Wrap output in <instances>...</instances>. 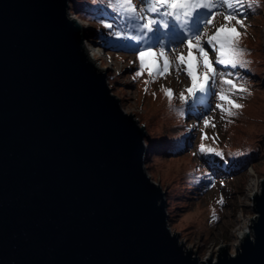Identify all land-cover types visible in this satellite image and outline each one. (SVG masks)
Returning a JSON list of instances; mask_svg holds the SVG:
<instances>
[{"label":"water","instance_id":"1","mask_svg":"<svg viewBox=\"0 0 264 264\" xmlns=\"http://www.w3.org/2000/svg\"><path fill=\"white\" fill-rule=\"evenodd\" d=\"M70 0H0V264H264V178L234 253L170 232L142 125L109 93Z\"/></svg>","mask_w":264,"mask_h":264},{"label":"rangeland","instance_id":"2","mask_svg":"<svg viewBox=\"0 0 264 264\" xmlns=\"http://www.w3.org/2000/svg\"><path fill=\"white\" fill-rule=\"evenodd\" d=\"M136 2L139 4L140 0ZM68 4V19L78 21L85 37L83 40L89 41L98 52L92 63L102 73L109 93L150 137L145 168L149 178L167 195L169 231L176 232L183 246L194 251L199 259L209 255L214 258L220 245L233 254L239 232L250 224L255 214L251 210L250 195L259 191V181L264 178V0H260L255 11H249L245 18L249 27L240 40L241 46L249 50L245 58L251 63L247 68L218 66V71L239 73L243 79L237 78L235 83L249 89V93L232 96L244 107L237 117H225L224 120L220 119L218 109L212 111L218 102L214 94L209 108L197 106L195 114L181 104L179 93L190 85V80L185 73L177 76L175 66L170 69L171 75L150 82L148 91H144L145 81L150 77L145 72L133 79L139 70L136 52L119 47L117 38L108 36L109 30L100 23L101 20L114 22L111 18L115 14L106 0H70ZM223 22L219 17L215 26L219 27ZM232 24L235 25V21ZM236 27L244 32L238 25ZM214 31V27L209 28V34ZM170 47L187 54L186 47L180 44ZM209 55L214 58L215 54L209 51ZM219 84L217 78L214 92L219 90ZM161 85L173 89V104L177 109L184 108V116L170 110ZM205 116L212 118L217 125L215 129L204 126ZM228 119L233 123H227ZM191 125L196 127L189 131ZM201 129L208 136L204 143L223 151V159L197 153ZM214 136H218L215 142ZM207 174L212 175L214 187H209ZM221 197L224 199L222 205L216 203ZM213 210L218 216L216 221H211Z\"/></svg>","mask_w":264,"mask_h":264},{"label":"snow or ice","instance_id":"3","mask_svg":"<svg viewBox=\"0 0 264 264\" xmlns=\"http://www.w3.org/2000/svg\"><path fill=\"white\" fill-rule=\"evenodd\" d=\"M106 3L115 14L111 18L114 22L101 20L100 23L103 28L109 30L108 36L123 41L119 47L136 52L139 70L133 79L147 72L150 80L145 81V92L148 91L147 85L150 82L166 74L171 75L170 69L175 66L177 76L185 73L190 80V85L179 93L178 98L182 105L188 106L194 114L197 106H203L207 110L214 94L218 102L212 111L218 109L221 120L239 115V110L243 109L244 105L237 103L232 96L236 93H249V89L244 84L235 83L237 78L243 79L239 73L218 71V66L236 69L247 68L251 63L245 58L249 50L241 46L240 40L249 27L245 18L250 10L255 11L259 7L260 0H140L139 4L136 0H106ZM219 17H222L224 22L216 27ZM232 21H235V25ZM236 25L244 29V32L241 33ZM210 27L215 28L211 34ZM173 44L186 47L187 54L170 47ZM209 51L215 54L214 58L210 57ZM217 78L220 81L219 90L214 92ZM161 91L170 110L184 116V108L177 109L173 104V89L161 85ZM155 95L153 93L154 97ZM227 123H233V120L228 119ZM203 124L213 129L217 127L208 116L204 117ZM195 127L196 125H191L188 130ZM207 139V134L201 129V143L197 153L223 159V151L205 144ZM212 139L215 142L218 136ZM237 154L240 153H229ZM224 163L227 164L228 161L224 160ZM206 178L210 181L209 187H214L212 175L207 174ZM216 203L222 205L223 197ZM217 219L218 216L213 210L211 221Z\"/></svg>","mask_w":264,"mask_h":264},{"label":"bare ground","instance_id":"4","mask_svg":"<svg viewBox=\"0 0 264 264\" xmlns=\"http://www.w3.org/2000/svg\"><path fill=\"white\" fill-rule=\"evenodd\" d=\"M71 19H74V18H71ZM77 23H78V21H77ZM79 25H80V23H79ZM82 44L85 47V49H86V51H87V53H88V55H89V57H90V59L92 61V59H94V57L96 56L95 54H98V52L95 51V48L91 45V43L89 41L85 40L84 42H82ZM246 230H248V231L250 230L248 224H246L243 227V229L239 232V235L238 236L240 237L244 233V231H246Z\"/></svg>","mask_w":264,"mask_h":264},{"label":"trees","instance_id":"5","mask_svg":"<svg viewBox=\"0 0 264 264\" xmlns=\"http://www.w3.org/2000/svg\"><path fill=\"white\" fill-rule=\"evenodd\" d=\"M224 161V160H223Z\"/></svg>","mask_w":264,"mask_h":264}]
</instances>
